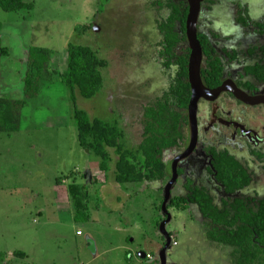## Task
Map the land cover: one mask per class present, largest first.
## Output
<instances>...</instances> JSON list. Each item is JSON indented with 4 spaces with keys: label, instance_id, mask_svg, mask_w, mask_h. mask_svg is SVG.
Listing matches in <instances>:
<instances>
[{
    "label": "rangeland",
    "instance_id": "1",
    "mask_svg": "<svg viewBox=\"0 0 264 264\" xmlns=\"http://www.w3.org/2000/svg\"><path fill=\"white\" fill-rule=\"evenodd\" d=\"M23 1L33 9L6 13L0 8V41L9 51L0 60V97L23 99L31 47L52 52L50 69L57 79L44 81L38 95L26 101L17 132L0 133V252L10 264H155L164 245L157 223L167 179L117 184L112 150L111 171L102 175L100 159L78 143L73 105L60 76L68 44L89 47L105 60L103 88L90 100L76 93L77 108L117 123L136 146L142 107L166 94L176 79V66L165 69L159 59L158 25L170 14V0H110L105 6L102 0ZM237 5L250 21L264 20V0H205L198 18V31L231 77L264 61L263 38L235 22ZM185 47L187 42L178 49ZM206 108L202 101L201 119ZM212 139L210 133L180 164L184 173L171 197L186 194L191 182L222 209L237 200L254 207L264 197V157L258 161L249 153H231L252 181L244 191L228 195L215 181L206 155ZM189 212L169 209L167 264H233V249L208 240V221L194 205ZM18 251L26 257L16 259Z\"/></svg>",
    "mask_w": 264,
    "mask_h": 264
},
{
    "label": "trees",
    "instance_id": "2",
    "mask_svg": "<svg viewBox=\"0 0 264 264\" xmlns=\"http://www.w3.org/2000/svg\"><path fill=\"white\" fill-rule=\"evenodd\" d=\"M110 0H102L105 6ZM170 14L158 25L162 35L159 59L166 69L176 66V79L169 91L161 98L142 108L141 135L136 146H131L125 129L117 123L91 118L85 111L77 108L76 93L86 100L94 98L103 88L101 70L107 62L97 56L89 47L68 44L66 69L60 81L68 89L73 105V117L80 147L100 159L99 170L106 176L113 162L109 153L112 150L117 160L114 163V180L117 184L145 183L162 181L170 176V168L164 162L167 152L180 151L188 144V104L191 91L188 82L189 49H177L186 42L185 23L188 5L185 0H170ZM0 8L6 13L31 11L32 4L23 0H0ZM235 21L244 28H251L264 37V22H249L239 6L235 9ZM179 27L176 30V27ZM1 29V26H0ZM88 29H91L89 26ZM197 39L203 52L201 79L208 89L220 86L223 80V65L211 47L209 39L198 33ZM9 55L0 41V60ZM52 52L48 49L31 47L27 54L26 71L23 78V99L9 100L0 97V133H15L19 130L21 110L28 99L36 97L42 83L57 79L51 71ZM255 80L264 83V63L247 70ZM210 165L215 180L225 193L233 194L250 185L251 178L240 163L227 152L209 148ZM178 173H182L179 169ZM106 178V177H105ZM188 201L197 205L201 216L208 220L205 231L211 242L233 249L234 264H264V197L254 208L242 200L235 201L230 208L218 210L212 198L203 190H192ZM186 199L174 197L169 207L184 209ZM227 207V204L224 205ZM160 209V207H159ZM159 224L157 223V228ZM23 259V252L14 254ZM157 263V260H156ZM0 264L6 262V255L0 252Z\"/></svg>",
    "mask_w": 264,
    "mask_h": 264
},
{
    "label": "flooded vegetation",
    "instance_id": "3",
    "mask_svg": "<svg viewBox=\"0 0 264 264\" xmlns=\"http://www.w3.org/2000/svg\"><path fill=\"white\" fill-rule=\"evenodd\" d=\"M237 6H239V5H237ZM236 7H235V9H236ZM239 7L241 8V10L243 12V16H245L244 15V9L241 6H239ZM234 15L236 18L235 11H234ZM245 18H247V17L245 16ZM249 22H254V21L249 20ZM262 22H264V20L261 22H254V23H262ZM242 28L250 31L252 34H254L258 37L263 38V40H264V37L258 35L250 27L249 28L242 27ZM198 33H200V32L198 31ZM187 48H188V46H187ZM261 51H262V55L264 56V48ZM216 56L219 58V56L217 54H216ZM220 61H221V59H220ZM221 63L223 65V80H222V83L220 84V86L225 82L227 83L228 81H231L236 86V88L238 90H240L242 93H244L248 97H252V98L261 97V98H263V101H260L261 103L258 105H255V106L246 105L243 102L236 99L232 94H230L228 92L221 93L219 95V97L214 102H207L204 100L199 101L198 110H197L198 142H197V146H196L195 150L193 151V153L198 149V146L201 144V142L203 143L204 140L211 133L213 135V139H212V145L213 146L206 148V155L208 156L207 150L209 148H214L216 151H219V152H227L229 155L233 156L240 163V165L244 168V166L241 164V162L231 153H234V152H237L239 154L249 153L254 158H256L258 161L264 157L263 156V153H264V83H261V82L255 80V78L250 73H247V70H249L250 68L254 67L257 64L264 63V61L262 63H256V64L252 65L251 67L246 68L244 70V72L235 73L233 75V77L229 76V74L226 71V66L223 64L222 61H221ZM202 66H203V61H202ZM202 66H201V69H202ZM157 99H159V98H157ZM156 100H154V101H156ZM202 101L207 104V108H206L204 117L201 119L200 116H198V114L200 111V104ZM187 133H188V144H189V139H190L189 125H188ZM188 144L185 148H183L180 151V153L178 151H172V152H167L164 154V156H163L164 162L167 165H169V168H170V176L167 178V183L169 182V180L171 178V165H172L173 160L178 155H180L181 153H183L185 151V149L188 147ZM193 153L191 155H193ZM191 155L189 157H191ZM168 156H171V158L168 161H166V157H168ZM208 158L210 159L209 156H208ZM187 159H184L178 163L177 172L179 171V169L182 170L180 168V164ZM244 169L251 178V175L248 173L247 169L246 168H244ZM183 173H184L183 170H182V173H180V174L178 173V178L181 177ZM212 173H213V171H212ZM213 176H214V174H213ZM214 179H215V177H214ZM177 181H178V179H177ZM251 181H252V179H251ZM250 184H251V182H250ZM249 186L243 188L242 190L236 191L233 194L242 192L246 188H248ZM185 188H186L187 193L184 195H181V196H177V197H183L186 199V202L184 203L185 207L181 211H184V212L190 214L189 211H190L191 206H193V205L196 206V208L198 210V207L196 204L188 201V197L191 196L192 190H194V189L203 190L208 195H209V193L203 187L193 186L191 184V182H188L186 184ZM222 189H223V187H222ZM233 194H228V195H233ZM171 198H174V197H171ZM162 201H163V199H162ZM162 201H161L160 206H159L160 209L158 207L159 211H161ZM257 203H258V201L254 204V207L256 206ZM212 204L218 210H223L221 207L217 206L214 203L213 199H212ZM234 204H235V201H234ZM249 205L251 208H254L253 205H251V204H249ZM170 208L180 210L176 207H169V205H167L168 212H169ZM230 210L232 211L231 207H230ZM198 212H199V210H198ZM199 214H200V212H199ZM200 216H201V214H200ZM201 218L203 220H205L204 222L208 221V220L204 219L202 216H201ZM165 219H166V217L163 215L161 220L163 221ZM171 220H172V217H171ZM158 224H160V223L158 222ZM170 246H171V244H170ZM151 260H152V258H151ZM156 260H157V263L155 261V264H159V260L157 258H156ZM166 264H167V258H166Z\"/></svg>",
    "mask_w": 264,
    "mask_h": 264
},
{
    "label": "water",
    "instance_id": "4",
    "mask_svg": "<svg viewBox=\"0 0 264 264\" xmlns=\"http://www.w3.org/2000/svg\"><path fill=\"white\" fill-rule=\"evenodd\" d=\"M185 1L188 5V14L185 23V36L187 46L190 51L188 59V82L190 85L191 96L187 108L190 139L188 147L185 149V151L173 160L171 165V178L163 189L161 211L166 219L163 220L158 226L159 231L162 234L161 236L164 239V246L158 252L159 264H166V252L171 244V237L166 231V226L171 221V216L168 213L167 205L171 199V190L178 179L177 166L180 161L187 159L193 153L198 142L197 110L199 101L204 100L207 102H214L219 97V95L224 92L232 94L236 99L250 106L258 105L261 103L260 101H263V98L261 97H248L238 90L231 81H228L227 83L225 82L215 89H208L203 85L201 79L203 52L197 36L198 18L202 3L205 0ZM139 257L144 259L146 255L141 254Z\"/></svg>",
    "mask_w": 264,
    "mask_h": 264
},
{
    "label": "built area",
    "instance_id": "5",
    "mask_svg": "<svg viewBox=\"0 0 264 264\" xmlns=\"http://www.w3.org/2000/svg\"><path fill=\"white\" fill-rule=\"evenodd\" d=\"M77 235H80V233L78 232ZM147 259H151L150 256H146Z\"/></svg>",
    "mask_w": 264,
    "mask_h": 264
},
{
    "label": "crops",
    "instance_id": "6",
    "mask_svg": "<svg viewBox=\"0 0 264 264\" xmlns=\"http://www.w3.org/2000/svg\"><path fill=\"white\" fill-rule=\"evenodd\" d=\"M142 259V258H141ZM144 259H147L146 257Z\"/></svg>",
    "mask_w": 264,
    "mask_h": 264
}]
</instances>
